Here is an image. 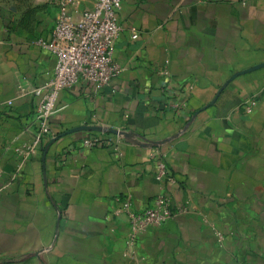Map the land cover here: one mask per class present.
Masks as SVG:
<instances>
[{
	"label": "crops",
	"instance_id": "crops-1",
	"mask_svg": "<svg viewBox=\"0 0 264 264\" xmlns=\"http://www.w3.org/2000/svg\"><path fill=\"white\" fill-rule=\"evenodd\" d=\"M54 15L0 28V264H264V0H122L121 74L60 91L52 136L22 157ZM160 190L185 212L128 245L116 198L140 211Z\"/></svg>",
	"mask_w": 264,
	"mask_h": 264
},
{
	"label": "built area",
	"instance_id": "built-area-1",
	"mask_svg": "<svg viewBox=\"0 0 264 264\" xmlns=\"http://www.w3.org/2000/svg\"><path fill=\"white\" fill-rule=\"evenodd\" d=\"M83 1H57L49 38L35 41L37 46L54 57L55 66L47 83L35 91L39 99L33 120L26 126L27 130L34 127L33 136L30 143L15 149L17 155L29 157L43 138L52 136L49 119L58 111L56 103L60 91L88 84L93 92L98 93L112 85L122 72L113 60L115 44L123 30L119 20L122 0H90L89 8L80 9L79 4ZM135 38L137 32L134 31L131 39ZM255 105L254 100L250 101L243 106L244 112L250 113ZM101 142L100 136L91 135L81 143L84 148H92ZM155 163L156 181L173 183L164 160L156 157ZM116 203L113 213L124 216L128 223V245L146 230L160 228L174 216L185 212L184 208H173L171 198L161 190L144 210H137L129 197L116 198ZM217 236L222 238L220 233Z\"/></svg>",
	"mask_w": 264,
	"mask_h": 264
},
{
	"label": "rangeland",
	"instance_id": "rangeland-1",
	"mask_svg": "<svg viewBox=\"0 0 264 264\" xmlns=\"http://www.w3.org/2000/svg\"><path fill=\"white\" fill-rule=\"evenodd\" d=\"M60 0H0V28L35 31L42 19L48 20Z\"/></svg>",
	"mask_w": 264,
	"mask_h": 264
},
{
	"label": "water",
	"instance_id": "water-1",
	"mask_svg": "<svg viewBox=\"0 0 264 264\" xmlns=\"http://www.w3.org/2000/svg\"><path fill=\"white\" fill-rule=\"evenodd\" d=\"M75 131H89V132H98V133L108 131L110 133H117L115 130H112V129L105 130L103 127L98 126V125H82V126L76 128Z\"/></svg>",
	"mask_w": 264,
	"mask_h": 264
}]
</instances>
